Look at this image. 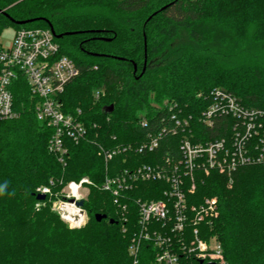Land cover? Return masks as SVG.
<instances>
[{
  "label": "trees",
  "instance_id": "1",
  "mask_svg": "<svg viewBox=\"0 0 264 264\" xmlns=\"http://www.w3.org/2000/svg\"><path fill=\"white\" fill-rule=\"evenodd\" d=\"M221 1L210 17L204 0H65L57 7V0H0L5 14L0 13V29L50 27L61 36L55 39L59 55L79 71L65 87L62 109L69 115L79 110L88 130L86 141L69 143L63 169L47 150L51 131L35 119L24 80L14 83L20 117L0 122V187L7 185L0 194V264H131L127 249L134 225L130 234H122L116 221L97 223L92 205L84 203L88 226L69 230L49 211L28 219L8 209V196L46 186L59 176L68 181L87 176L100 185L105 165L97 145L111 149L142 143L167 114L151 103H176L192 117L193 141L201 143L224 136L217 122L212 128L200 122L208 105L204 99L216 87L246 108L264 110V16L250 35L247 28L254 22L244 25L241 14L231 16L229 9V19L221 16L231 3ZM94 91L105 96L93 100ZM106 96L109 102L103 101ZM107 106H113L110 114H104ZM140 115L149 121L146 128L139 126ZM179 140L165 138L153 154L122 155L112 164L123 169L131 162L176 158ZM232 178L228 186L223 175L211 173L197 186L196 200L217 202L209 234L221 243L225 264H264V163L241 168ZM141 188L154 191L156 185ZM139 261L154 264L150 246L141 247Z\"/></svg>",
  "mask_w": 264,
  "mask_h": 264
},
{
  "label": "built area",
  "instance_id": "2",
  "mask_svg": "<svg viewBox=\"0 0 264 264\" xmlns=\"http://www.w3.org/2000/svg\"><path fill=\"white\" fill-rule=\"evenodd\" d=\"M50 28L14 29L7 45L0 42V122L20 117L14 107L12 87L23 79L33 102L35 119L50 129L47 150L64 169L69 158V143L86 141L88 130L80 111L64 113L61 96L65 87L79 75L72 60L60 56L59 45ZM101 93L95 94L97 101ZM200 122L212 128L217 122L224 136L208 142H194L192 117L183 114L176 103L155 107L166 110L158 127L145 134L139 145L128 144L108 149L97 145L103 158L105 176L97 190L106 196L112 219L120 224L122 234L132 232L127 253L131 264H139L140 249L148 245L153 251L154 264H225L221 243L209 232L217 217V202L212 197L196 200L197 186L216 172L231 181L239 169L264 163V110L246 108L230 93L214 89L204 99ZM139 126L149 121L140 115ZM180 137L178 157L165 156L160 161L116 169L113 161L128 154L148 155L159 149L165 138ZM94 143V142H93ZM123 159V163H126ZM60 179H51L39 186L33 195V211L38 213L50 205L69 229H81L88 219L82 191L94 187L88 178L72 180L63 185L60 194L55 188ZM154 184V191L141 190L142 185ZM136 193L142 197L134 196ZM154 196L156 199H146ZM83 201V206L76 205ZM134 218V223L132 219Z\"/></svg>",
  "mask_w": 264,
  "mask_h": 264
},
{
  "label": "rangeland",
  "instance_id": "3",
  "mask_svg": "<svg viewBox=\"0 0 264 264\" xmlns=\"http://www.w3.org/2000/svg\"><path fill=\"white\" fill-rule=\"evenodd\" d=\"M230 1H231V3H229V7L228 8L225 7V9H222L224 11H222L223 13L221 14V16H224V17L229 19L228 10H227V9H229L231 16L233 14H241L240 19L244 22V25H248L250 21H253L254 22L253 25L247 28L248 33L250 32V35H251L253 30H256L258 28L257 22L259 21V19H261V17L264 16V0H230ZM57 2H58V4L55 5V7L63 6V3L65 2V0H57ZM221 4H222L221 0H204V6H206L209 10L208 16L211 17L213 14V11L220 9ZM259 24H261V22ZM262 24H264V23H262ZM13 32H14V28H12L11 26H6L5 28L0 29V42H1V44H3L4 46L7 45L13 37ZM260 34L264 35V27L261 28ZM249 85L253 86L256 84L249 83ZM217 88L224 89L223 87H219V86L216 87V89ZM97 92L98 91L92 92V99L93 100H95V94ZM99 93H101V94H103V96H105L104 91H100ZM103 101L109 102V98L106 96L103 98ZM167 102H168L167 100H164L161 104L151 103L150 106L155 108V107L161 106ZM83 177L90 179L87 176H83ZM83 177H81V178H83ZM56 178L62 180V182H63L62 185L58 186L55 189V192L60 194L61 190L63 189V185L69 181H72V180H69V181H68V179L65 180L61 176L56 177ZM226 179H227L228 186H230L232 184L233 178H231V181H229L228 178H226ZM50 180L51 179H49V181ZM93 184L95 185L94 187H88L87 189H84L81 192L82 195L85 197L84 203L85 204L90 203L92 205L94 212H96V213L104 214L102 212V209L107 213L111 212L112 211L111 206L109 204H106V205L103 204V201L105 200L106 196H104L103 194H100V192L97 190V187L100 185L95 183V182H93ZM35 189H36V187L32 186L31 188H29V190L22 191L19 194H10L7 198V203H6L8 209L19 210L28 219H32L34 216H36L37 214H39L43 211H49L50 213H53L58 217V215L51 210L50 205H47L46 208H44L42 211H40L38 213L33 211V208H32L33 205L32 204H33V199H35V196L33 195ZM85 210L87 211L86 208H85ZM58 219L63 224V226H65L67 229H69V227L65 223H63L59 217H58ZM104 221H105L104 223H108V221H106V220H104ZM88 224H89V217L87 219V223L81 229H78V230H82V229L86 228L88 226ZM69 230H71V229H69Z\"/></svg>",
  "mask_w": 264,
  "mask_h": 264
},
{
  "label": "water",
  "instance_id": "4",
  "mask_svg": "<svg viewBox=\"0 0 264 264\" xmlns=\"http://www.w3.org/2000/svg\"><path fill=\"white\" fill-rule=\"evenodd\" d=\"M165 8H166V7L161 8L159 11H163ZM0 13H1V14H4V13L1 12V11H0ZM156 13H157V12H156ZM156 13H154L152 16L156 15ZM4 15H5V14H4ZM152 16H151V17H152ZM151 17H150V18H151ZM150 18H149V19H150ZM26 23H28V22H21V23H18V24L23 25V24H26ZM49 28H50V27H49ZM50 29H51V28H50ZM51 31H52V29H51ZM52 33H53L54 37L57 38V39L61 37V36H55V34H54L53 31H52ZM71 34H73V33H67L66 35H71ZM143 71H144V70H143ZM142 73H143V72H142ZM142 73H141V75H142ZM112 111H113V106H107V107L104 108V114H110ZM35 199H36L37 201H42V200L45 199V197H44L43 195H39V194H38V195L35 196ZM76 205L79 206V207H82V206H83V201H79V202H77ZM94 219H95V221H96L97 223H100V222H102V221H104V220L107 219V215H106V214H102V213H96V214L94 215ZM108 223H109V224H116V222L113 221L112 219H109V220H108ZM211 264H214V263H211Z\"/></svg>",
  "mask_w": 264,
  "mask_h": 264
},
{
  "label": "clouds",
  "instance_id": "5",
  "mask_svg": "<svg viewBox=\"0 0 264 264\" xmlns=\"http://www.w3.org/2000/svg\"><path fill=\"white\" fill-rule=\"evenodd\" d=\"M7 187V185L5 184L3 187H0V194H2L4 192V189Z\"/></svg>",
  "mask_w": 264,
  "mask_h": 264
}]
</instances>
